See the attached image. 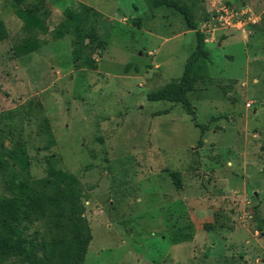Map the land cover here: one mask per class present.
Instances as JSON below:
<instances>
[{
  "label": "rangeland",
  "instance_id": "374dc122",
  "mask_svg": "<svg viewBox=\"0 0 264 264\" xmlns=\"http://www.w3.org/2000/svg\"><path fill=\"white\" fill-rule=\"evenodd\" d=\"M179 1L208 51L193 113L147 97L195 47L174 8L0 0V264H264V0ZM222 4L252 20L222 25Z\"/></svg>",
  "mask_w": 264,
  "mask_h": 264
},
{
  "label": "trees",
  "instance_id": "16d2710c",
  "mask_svg": "<svg viewBox=\"0 0 264 264\" xmlns=\"http://www.w3.org/2000/svg\"><path fill=\"white\" fill-rule=\"evenodd\" d=\"M154 4L158 5L160 3L165 4L168 7H172L175 10L179 11L182 13L185 17L186 23L188 27L192 30H195V36H196V43L195 47L191 51V53L188 55L183 72L181 76L178 79L172 80L170 82H167L165 85H161L155 90L149 91L147 93V97L149 99H163L164 101H169V102H177L181 103L184 107L185 110L188 111V113H193L191 103L189 99L187 98V93L192 90L194 83L198 79L197 74L193 71V65L198 62L199 60L206 59L208 57V51L205 48V39L203 32H201L198 29V22L195 20L193 12L190 10L188 6L185 4L181 3L179 0H154ZM17 15L23 19L25 22V25L29 28H37V27H42L44 24V20L39 17L32 9L24 6L21 8H18L16 10ZM137 24H141V17H138L136 19ZM76 30V38L79 43H82L84 40V37H86L83 32L81 31L80 27L77 28ZM5 31L4 27L0 25V41L5 38ZM62 31H57L56 35L57 36H62ZM39 46L38 42H30L28 43L23 51L24 53H29L33 50H35ZM158 113L161 112V110L157 111ZM202 130L204 129L203 126H201ZM23 165L28 166V160L24 157L22 159ZM173 178H174V184L177 187L181 186V182L179 179V173L178 172H172L171 173ZM14 206V205H13ZM12 206V207H13ZM174 232V231H173ZM171 232V233H173ZM177 234L176 237H173L171 242L173 244H176L178 242H183L187 241V237H181L178 236ZM76 240L80 242V253L81 255L85 254L86 251V246L84 244H81L83 239L79 236L78 233H76L75 236ZM0 241L3 242L4 246L6 248H12L13 246H6L5 242L7 241V238L0 236ZM16 248V246H15ZM2 253H5L6 250L1 249L0 250Z\"/></svg>",
  "mask_w": 264,
  "mask_h": 264
},
{
  "label": "built area",
  "instance_id": "2783aa9c",
  "mask_svg": "<svg viewBox=\"0 0 264 264\" xmlns=\"http://www.w3.org/2000/svg\"><path fill=\"white\" fill-rule=\"evenodd\" d=\"M216 13L218 21L224 26L242 25L246 24L248 20H252V15L248 14V16H246V10H243V8L239 9L237 6L232 5L225 6L222 4L216 9ZM246 17H248V20Z\"/></svg>",
  "mask_w": 264,
  "mask_h": 264
},
{
  "label": "crops",
  "instance_id": "0c3cea01",
  "mask_svg": "<svg viewBox=\"0 0 264 264\" xmlns=\"http://www.w3.org/2000/svg\"><path fill=\"white\" fill-rule=\"evenodd\" d=\"M202 1L204 2V0H200V2H202ZM205 2H206V1H205Z\"/></svg>",
  "mask_w": 264,
  "mask_h": 264
}]
</instances>
